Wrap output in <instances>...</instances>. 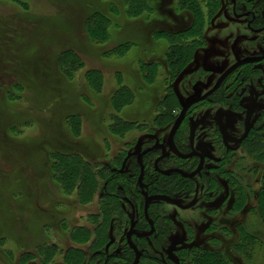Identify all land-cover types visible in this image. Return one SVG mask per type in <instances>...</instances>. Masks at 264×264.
Segmentation results:
<instances>
[{
	"label": "rangeland",
	"instance_id": "rangeland-1",
	"mask_svg": "<svg viewBox=\"0 0 264 264\" xmlns=\"http://www.w3.org/2000/svg\"><path fill=\"white\" fill-rule=\"evenodd\" d=\"M231 7V0H0L1 21L13 26L18 22L17 33L0 29V260L4 264H21L24 252L37 255L35 247L42 242L57 248L53 261L45 264H70L62 254L73 246L69 223L87 227L100 210L106 180L99 181L102 187L91 201L81 203L76 195L59 190L51 178L53 152L78 153L96 169L111 168L121 179H135L134 155L166 140L188 99L210 89L236 62L264 52L263 33L249 31L247 20L235 21ZM238 7V12L264 14V0H239ZM96 13L102 18L101 28L109 29L105 44L89 39L85 30L87 19ZM22 24L31 35L23 36ZM30 45L36 49L25 54ZM121 45L122 54L116 53ZM64 52L75 53L83 63L71 79L58 69ZM180 56H185V65ZM260 68L246 78L253 65H244L224 84L235 82L231 92L237 95L240 109L228 100L193 106L182 130L187 137L191 124L208 117L197 132L196 147L207 155L206 171L218 182L201 190L196 181L195 188L182 189L176 204L155 203L168 216L163 222L168 234L156 240L155 255L163 256L165 240L180 242L183 264H195L204 251L217 254L226 264H264V221L254 211L257 203L252 197L261 189L264 170V153L260 154L264 147L253 144L264 124V62ZM86 70L102 74V88H89ZM120 89L131 96L116 113L137 124L122 136L108 128L115 115L112 94ZM168 95L171 117L157 121L159 106ZM211 98L222 99L220 94ZM216 113L233 140L251 126L247 139L240 145L221 141L213 120ZM70 115L81 120L78 137L66 122ZM121 149L126 155L113 164ZM254 166L256 172L248 171ZM235 178L239 185L233 183ZM239 186L248 197L242 208L235 209L233 189ZM134 197H139L137 191ZM117 202L121 210H115L107 231L122 248L129 210L127 204Z\"/></svg>",
	"mask_w": 264,
	"mask_h": 264
},
{
	"label": "trees",
	"instance_id": "trees-1",
	"mask_svg": "<svg viewBox=\"0 0 264 264\" xmlns=\"http://www.w3.org/2000/svg\"><path fill=\"white\" fill-rule=\"evenodd\" d=\"M214 7H217V3H215ZM101 19L102 18L99 13L90 16L85 23V30L89 39L91 38L92 41L98 44H105L109 41L110 33L109 29H107L106 26L104 28H101V26L99 25ZM1 22L4 23V21ZM16 24H18V22ZM16 24L14 25L15 27ZM14 26L10 23H4V25H0V29L3 28L5 31L6 29H8V31L13 30L15 31V33H17V29L14 30ZM22 29L24 30L23 36L31 35L30 31L26 32L27 29L24 25ZM17 35L18 34H16V36ZM31 46L32 45H30L28 50L24 49V53H31V51L36 49H33L34 46H32L31 48ZM124 47V45L118 46L116 47V49H114V51L116 53L122 54ZM173 53L175 52H172V54ZM180 57H182L183 59L185 56ZM185 61L186 60L184 58V61L181 63L185 65ZM169 62L170 64L172 63L170 60ZM178 62L176 64H178ZM59 67V71L61 72L62 76L65 77V79H71L78 70L83 68V63L75 53L64 52L61 53L60 58H58V69ZM245 75L246 78L253 77L252 75H254V72H252V74L246 73ZM85 78L86 84L89 86V88H93L94 90H99L100 88H102V76L99 72L95 70H89L86 72ZM150 78L151 77L149 76V79ZM145 79L148 80V77H145ZM126 96H128L129 99V96L131 95L128 91L126 92L125 89L117 90L112 95L113 111H115V115L111 116L113 117V122L108 126V128H110L111 134L114 133L115 135L118 134L119 136L125 135L131 130V128H133V125H137L133 121L124 119L118 113H116L117 111H121V109L129 104L128 100L125 99ZM169 98V95L167 97L165 96L162 104L159 106V113L156 116L157 121L161 119L167 120L171 117L172 107L168 102L171 101ZM232 100L235 108H239V105L236 104V100L232 99L231 97V101ZM66 122L73 135L78 137V135L80 134L79 129H81L80 118L77 115H70L67 118ZM176 138L180 142L185 141V136L182 135V133H178ZM253 144H261L262 147H264V124L260 128V132L255 133ZM263 153L264 152L260 154L263 155ZM52 154L53 160L50 168L51 178L56 183V186L59 188V190L66 194L76 195L81 203H88L89 201H91L95 196L97 190L102 187L101 185H99V181H102V179L106 180L103 187L101 188L102 197L100 200L101 206L99 212L96 215L91 216V218L90 216H88V218L90 219L88 221L89 226L87 227L81 225L79 222L72 224L69 223L70 227L72 228V231L70 233V240L73 243V246L62 252L64 261L70 264H95L100 256L99 252L104 250L106 251V247L110 245L111 240L109 231H107L111 226L110 218L114 215L115 210H121L120 206L117 205V201L120 200L121 196H127L129 198L134 196V191H137L138 189L136 185L137 178L132 180L123 178L121 179L120 176H118L117 173L113 171L114 169L112 170L111 168L106 167L96 169L90 164L87 158H84L81 154L78 153L75 154L74 152L57 151L53 152ZM123 155H126V153H124L123 149H121L117 153V155L112 158L113 164L120 162ZM248 171L256 172V167L254 166ZM147 177L148 176L146 174L145 180L147 179ZM214 180L215 179H212L209 187L215 185L216 182ZM237 181L238 180L236 179L233 181V183L239 185V182ZM118 185H120V189H118ZM158 189L161 190L162 185H155L151 186L150 188L151 191H157ZM233 195H237V199L233 208H242L243 204L246 203V199L248 197L247 192L239 186L237 187V189H233ZM252 197H255V201L257 203L254 211L259 212L262 220L264 221V170L262 174L261 189L258 193L253 194ZM158 219L160 221L159 226L163 227L164 221L162 220V217ZM113 225H115V221H113ZM247 239H249V237ZM35 250L38 252V256L30 252L22 253L20 256L21 264H45L46 261H53L54 255L57 252L56 245H51L47 242L37 244ZM204 252L205 253L200 256L201 259L195 262V264H226L217 258V254L206 251ZM100 262L102 263V261ZM0 264L4 263L0 260Z\"/></svg>",
	"mask_w": 264,
	"mask_h": 264
},
{
	"label": "flooded vegetation",
	"instance_id": "flooded-vegetation-1",
	"mask_svg": "<svg viewBox=\"0 0 264 264\" xmlns=\"http://www.w3.org/2000/svg\"><path fill=\"white\" fill-rule=\"evenodd\" d=\"M238 2L239 0H231L232 7H231V13L235 19V21L241 22V21H246L248 30L251 31L254 34H262V44L264 46V14L262 15H256L253 11H250L248 9L243 10L242 12L240 11L238 7ZM264 55V52H261L257 54L256 56L253 57H261ZM264 62L261 61L259 63L255 64H250L253 65V71L251 72H260L261 68L260 65H262ZM249 65V64H248ZM231 67V66H230ZM228 79V77H227ZM226 79V80H227ZM225 81L219 86V88L209 96L206 100L200 102L199 104L203 103H220V104H225L226 100L231 102V97L232 99L236 100V104L239 105V102H237V95H234L231 91L233 90V86H235L234 83H229L228 87L225 86ZM238 81V80H236ZM216 84V83H215ZM214 84V85H215ZM238 84V83H237ZM213 85V86H214ZM213 86L205 91L204 93L200 94L198 97L203 96L206 94L208 91H210ZM225 88L227 89L226 91ZM215 94H220L221 98L220 101H215L211 97L214 96ZM233 102V100H232ZM234 104V103H233ZM194 107H191L189 110V113H187L184 121L182 122L181 125H179V129L176 132L174 139H173V146L172 149L167 145V140L168 136L170 134L171 128L176 121L174 120L169 134L164 142H154L149 147L144 148L141 150L139 153L134 155L136 165L138 167V179L140 175V165L137 162L138 155L141 154V152L153 148L152 151L149 153H146L142 156L141 158V165L144 168V175H143V184H144V191L147 193L150 201H149V208L147 211V217L144 213V203H145V198L141 194V191L138 186V179L136 180V185H137V192L139 194V197H134L132 196L131 198L127 196H121L120 200L123 202V204H127V208L129 210V216H128V224L124 232V237L122 238V243L125 245V247L118 248L119 245L117 243V238L113 235V241H110V245L106 247V251H100V256L98 260L96 261L95 264H134L136 261L137 253L140 254L139 261L137 264H183L185 261L183 260L184 257H182L180 254V242H169V241H162V247L164 246L163 249V256H158L157 254L155 255L152 250L153 247H155V243L157 245L156 240L160 237H164V234H168V230L164 232V226L161 227L159 226V219L162 217V220L165 221L167 219V215L165 212L161 211L158 209L157 206H155L156 202H166V203H172L176 204V198L179 197L178 194L181 193L183 188L187 189H192L193 187L195 188L196 181H199L201 183L200 189L203 190L205 188L209 187L210 182L212 179H215L214 181L217 183V178L212 177L207 173L206 171V165L208 162V157L206 154L202 153L201 150H199L196 147V135L198 130H200L201 127L204 126L206 123L208 117L203 116L201 117L198 121L194 122L191 124L188 128L187 132V137L185 136V141L180 142L177 140V134L182 133L184 135V132L182 130V126L184 127L186 120L190 114V112L193 110ZM181 111V110H180ZM180 113V112H179ZM178 113V115H179ZM214 123L216 125V131L218 133V136L220 137V140L227 143V144H236L240 145L242 144L247 137L249 136L250 132L252 131V127L248 126L244 128L243 134L241 137L237 140L231 139L227 132L225 131V127L222 121V118L219 113L214 114ZM202 121V124L197 128L195 132V138H194V151L198 154L197 156L194 157H189L191 153V148L189 145V135H190V130L194 124L199 123ZM219 124H221L224 136L220 133V128ZM249 130V133L247 137L241 142L238 143L239 141L245 134V132ZM153 139V137H152ZM154 140V139H153ZM160 145H164L165 151L160 147ZM204 158V163L202 168L200 169L199 173L196 174V176L188 178V177H182V174L185 175H191L195 172H197L201 166V157ZM176 171L181 172L178 173ZM147 174V179L145 180ZM203 183V184H202ZM161 186L162 189H158L160 191H151L150 188L151 186ZM190 191V190H189ZM195 191V190H194ZM132 207L134 208V212L132 210ZM157 210V211H156ZM161 216V217H160ZM150 221L153 224V231L151 232V225ZM131 223H134L133 227V235L130 237V241L132 245L136 248V250H133V248L130 246L128 239H127V234L130 231V225ZM114 230V229H113ZM112 230V231H113ZM110 237V238H111ZM115 242L117 244L112 243ZM171 246H173L172 250H170ZM159 249V248H158ZM157 249V250H158ZM102 261V263L100 262Z\"/></svg>",
	"mask_w": 264,
	"mask_h": 264
},
{
	"label": "water",
	"instance_id": "water-1",
	"mask_svg": "<svg viewBox=\"0 0 264 264\" xmlns=\"http://www.w3.org/2000/svg\"><path fill=\"white\" fill-rule=\"evenodd\" d=\"M264 60V55L261 56V57H248V58H243L242 60L236 62L235 64H233L231 67H229L221 76L220 78L217 80L216 84L213 86V88L208 91L206 94H204L203 96L201 97H196V98H192V99H188V101H186L182 108H181V111L176 119V121L174 122L172 128H171V131H170V134L168 136V140H167V145L170 147V149H172V146H173V139H174V136L176 134V132L178 131L179 129V125L182 124V122L184 121L187 113H189V110L191 109V107H193L194 105L206 100L209 96H211L212 94H214V92L219 88V86L223 83V81H225L227 79L228 76H230L232 73H235V71L244 66V65H250V64H255V63H259L261 61ZM202 124V121H200L199 123L197 124H194L190 130V135H189V145H190V148H191V153L189 155L190 159L191 157H194V156H197L198 154L196 153V151H194V138H195V132L197 130V128ZM219 128H220V133L224 136V132H223V129H222V126L221 124H219ZM249 133V130H247L244 134V136L239 140L237 141L238 143H241L248 135ZM160 147L165 151V148H164V145H160ZM154 149L153 148H150V149H147L143 152H141V154L138 155V158H137V162L138 164L140 165V175H139V179H138V186H139V189L141 191V194L143 195V197L145 198V205H144V213L146 215V218L148 219L147 217V211H148V208H149V197L147 195V193L144 191V184H143V175H144V168L143 166L141 165V158L144 154L146 153H149L150 151H152ZM201 157V166L199 168V170L191 175H185V174H182V177H188V178H191V177H194L196 176V174L199 173L200 169L202 168L203 166V163H204V158L202 156ZM178 173L181 174V172L179 171H176ZM132 210L134 212V208L132 207ZM150 225H151V232L150 234L152 233L153 231V224L152 222L150 221ZM133 227H134V223H131L130 225V231L128 232L127 234V239H128V242L130 244V246L133 248V250H136V248L132 245L131 241H130V237L131 235H133ZM173 246H171L170 250H172ZM139 257H140V254L137 253V257H136V261L134 264H137L138 261H139Z\"/></svg>",
	"mask_w": 264,
	"mask_h": 264
},
{
	"label": "crops",
	"instance_id": "crops-1",
	"mask_svg": "<svg viewBox=\"0 0 264 264\" xmlns=\"http://www.w3.org/2000/svg\"><path fill=\"white\" fill-rule=\"evenodd\" d=\"M81 70H82V69H81ZM87 71H89V70H86V72H87ZM86 72L84 73V78H85ZM101 75H102V74H101ZM85 80H86V78H85ZM116 91H117V90H116ZM113 94H114V93H113ZM113 94H112V95H113ZM80 123H81V120H80ZM108 126H109V125H108ZM79 130H80V132H81L82 129H79Z\"/></svg>",
	"mask_w": 264,
	"mask_h": 264
},
{
	"label": "bare ground",
	"instance_id": "bare-ground-1",
	"mask_svg": "<svg viewBox=\"0 0 264 264\" xmlns=\"http://www.w3.org/2000/svg\"><path fill=\"white\" fill-rule=\"evenodd\" d=\"M127 135H128V134H127ZM127 135H126V136H127Z\"/></svg>",
	"mask_w": 264,
	"mask_h": 264
}]
</instances>
